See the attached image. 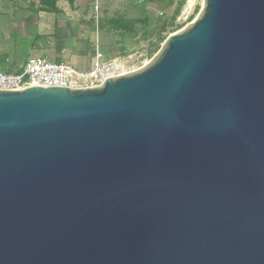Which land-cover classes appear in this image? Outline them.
<instances>
[{
  "label": "water",
  "instance_id": "1",
  "mask_svg": "<svg viewBox=\"0 0 264 264\" xmlns=\"http://www.w3.org/2000/svg\"><path fill=\"white\" fill-rule=\"evenodd\" d=\"M0 264H264V0H202L98 87L0 91Z\"/></svg>",
  "mask_w": 264,
  "mask_h": 264
},
{
  "label": "crops",
  "instance_id": "2",
  "mask_svg": "<svg viewBox=\"0 0 264 264\" xmlns=\"http://www.w3.org/2000/svg\"><path fill=\"white\" fill-rule=\"evenodd\" d=\"M116 1L118 2L115 3ZM142 2L143 0H58L59 12L54 14L40 11L39 3L35 0V9L30 11L31 31L26 37L18 35L21 39L31 41L29 50L38 57L55 63L68 62L77 69L88 70L95 52L102 53L105 58H112L119 53L111 52L110 55V50L133 39L129 33L114 31L111 20L136 19L137 17L129 15L137 12L141 14ZM146 4L148 7L150 0ZM97 30L105 34L98 42L95 40ZM3 39L6 44L7 37ZM10 43V49L6 48L10 45L9 42L4 49L0 47L4 50H0V65L11 64L10 57L2 54L17 53L19 50L12 39Z\"/></svg>",
  "mask_w": 264,
  "mask_h": 264
},
{
  "label": "rangeland",
  "instance_id": "3",
  "mask_svg": "<svg viewBox=\"0 0 264 264\" xmlns=\"http://www.w3.org/2000/svg\"><path fill=\"white\" fill-rule=\"evenodd\" d=\"M187 1V0H186ZM34 0H0V47L11 48V39L14 44H17L19 49L17 53L7 52L11 59V64L15 63V67H19V64L23 65L24 62L30 57H38V55L31 53L30 45L31 41L28 39H21L19 35L27 36V33L31 31V12L28 7H31ZM116 1L115 3H117ZM151 4H146L147 9L145 15L140 17L139 12L130 14V17H137L146 19L148 22L145 26L138 25L136 27V35L133 39H129L125 45L119 48H113L110 50L114 54L119 53L123 59H126L127 55L131 54V50H147V55L144 59L134 60L129 63H125L128 67L139 66L143 63V60L148 62L151 57L155 54V47L159 49L163 40L170 34L175 33L182 29L185 25L190 23L198 14L202 0H188L185 2V6L182 7L179 16L174 22V27H168L162 34L160 41L154 36L162 22L171 17L173 13L174 5H169V0H150ZM162 13L163 17H159ZM187 16H189L187 18ZM190 17H192L190 19ZM19 34V35H18ZM17 35V37H14ZM105 34L98 30L95 32V40L98 42ZM4 37H7V43L4 44ZM12 37V38H11ZM10 40V41H9ZM0 50H3L1 49ZM4 51V50H3ZM2 51V52H3ZM1 60V59H0ZM10 61V60H9ZM145 62V63H146ZM68 63V62H66ZM72 65V64H71ZM1 71V66H0ZM14 71V70H12Z\"/></svg>",
  "mask_w": 264,
  "mask_h": 264
},
{
  "label": "built area",
  "instance_id": "4",
  "mask_svg": "<svg viewBox=\"0 0 264 264\" xmlns=\"http://www.w3.org/2000/svg\"><path fill=\"white\" fill-rule=\"evenodd\" d=\"M159 15L161 16L162 13ZM130 53L126 59L119 54L112 58H105L97 51L88 70L77 69L66 62L55 63L41 57H30L20 66L18 72L0 71V91H16L28 86L67 89L95 88L108 78L131 72L145 64L146 60H143L139 66H126L125 63L144 59L147 50L133 49Z\"/></svg>",
  "mask_w": 264,
  "mask_h": 264
},
{
  "label": "trees",
  "instance_id": "5",
  "mask_svg": "<svg viewBox=\"0 0 264 264\" xmlns=\"http://www.w3.org/2000/svg\"><path fill=\"white\" fill-rule=\"evenodd\" d=\"M35 1V0H34ZM57 1L58 0H37L39 3V9L42 12H49V13H54L57 14L59 12V9L57 8ZM148 0H143L142 4H140V9H141V14L140 17L145 15V7L146 3ZM186 0H169V5H174L173 8V13L170 18L164 20L162 22V25L159 26L158 30L155 33V37L160 41L162 34L165 32V29L168 27H174V22L176 18L179 16L181 9L183 6H185ZM30 11L32 9H35V2L32 4L31 7H28ZM159 17H163V14ZM192 17H190L191 19ZM192 20V19H191ZM146 19L142 18H136V19H122V18H116L111 20V23L113 26L114 31H122L124 33H129V35H132L133 38L136 35V27L138 25L145 26L147 24ZM164 41V40H163ZM158 46L155 47V53L158 51ZM1 66V71L5 73H10V72H18L20 70L19 67H15L14 65H0ZM14 70V71H12Z\"/></svg>",
  "mask_w": 264,
  "mask_h": 264
}]
</instances>
